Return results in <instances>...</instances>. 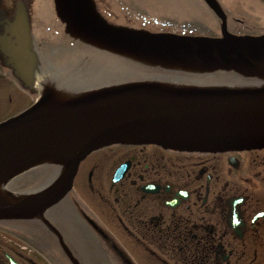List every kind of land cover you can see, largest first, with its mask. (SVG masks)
Returning <instances> with one entry per match:
<instances>
[{"label": "water", "instance_id": "95a60500", "mask_svg": "<svg viewBox=\"0 0 264 264\" xmlns=\"http://www.w3.org/2000/svg\"><path fill=\"white\" fill-rule=\"evenodd\" d=\"M204 1L220 18L222 36L113 26L98 14L92 0H56V10L71 34L146 65L192 72L233 70L264 78V34L229 33L216 0ZM15 6L13 21L7 24L14 39L4 35L0 46L23 86L33 89L39 58L33 51L24 2L17 0ZM51 89L22 113L0 122V185L41 163H58L61 171L37 192L13 194L2 189L0 219L43 217L70 190L80 161L104 145L154 143L188 151L264 147V84L137 81L69 96Z\"/></svg>", "mask_w": 264, "mask_h": 264}, {"label": "flooded vegetation", "instance_id": "af4514ba", "mask_svg": "<svg viewBox=\"0 0 264 264\" xmlns=\"http://www.w3.org/2000/svg\"><path fill=\"white\" fill-rule=\"evenodd\" d=\"M11 16L0 9V35ZM77 182L84 195L76 194ZM70 193L63 214L47 217L80 264H127L126 257L133 264H264V147L111 145L81 162ZM74 224L97 237V250L73 249ZM33 229L12 231L27 239L24 248L0 232V264H73L59 257L54 235Z\"/></svg>", "mask_w": 264, "mask_h": 264}, {"label": "rangeland", "instance_id": "374dc122", "mask_svg": "<svg viewBox=\"0 0 264 264\" xmlns=\"http://www.w3.org/2000/svg\"><path fill=\"white\" fill-rule=\"evenodd\" d=\"M118 1V0H117ZM121 6L122 9L129 15L136 16L135 24L143 25L146 29L160 30V28L169 29L166 31L177 32L178 30H195L200 33H216L218 29L217 19L209 12V10L203 6L200 0H122ZM256 2L264 4V0H256ZM262 4L252 9H236L228 10V14L231 18V23L229 24V29L233 32H246V33H260L264 31V8ZM36 5L38 10H34V13L41 15L42 17L52 16L53 14V2L52 0H37ZM126 17V16H125ZM131 19L127 16L126 20ZM42 21L38 22V31H41ZM32 25L35 27L34 20L32 19ZM127 25V24H124ZM145 29V28H144ZM49 38V41H56L55 36L48 35L46 38ZM62 40V39H58ZM76 52L79 54V57L83 58V64L88 62V65H93L96 67V71L99 73H107L111 68L104 63L108 64L109 60L102 56L101 54H96L93 51H90L84 47H77ZM62 54V53H61ZM72 60L71 54L68 58H59L61 63H67ZM97 62L98 65L95 64ZM59 65V64H57ZM87 65V64H86ZM100 65V66H99ZM103 65V66H102ZM109 65L114 66L113 63ZM59 65L56 68L49 70L46 73L45 81L51 80L52 76L48 74L52 71L56 75L59 73H64L63 76L69 78L67 74V69ZM116 70L113 73L119 74L118 77L126 79H134L144 77L140 72L145 70L141 68L134 67L132 65L126 64L124 62H116ZM59 73H57L55 71ZM114 69V68H113ZM140 69V70H137ZM47 70V69H46ZM51 75V74H50ZM110 75V74H109ZM214 81L221 80L223 82L231 81L234 78L229 74L217 73L211 76ZM120 79V78H117ZM179 81V80H178ZM36 95H31L21 88H17L11 80L4 78L0 79V120L9 117L13 114H17L20 110H23L25 107L30 105L32 100ZM83 176L78 178V181L82 179ZM79 182V183H80ZM78 182L76 183V185ZM81 186V183H80ZM76 188L77 195H84L81 190ZM59 206V205H57ZM59 210H53L50 213H60L63 214L62 206L58 207ZM68 235L75 244L81 247V251L85 252L88 249L89 245H97V237L86 227L82 225L74 224V229L68 231ZM8 236V235H5ZM13 242L25 246L20 240H17L14 237H11Z\"/></svg>", "mask_w": 264, "mask_h": 264}, {"label": "bare ground", "instance_id": "6f19581e", "mask_svg": "<svg viewBox=\"0 0 264 264\" xmlns=\"http://www.w3.org/2000/svg\"><path fill=\"white\" fill-rule=\"evenodd\" d=\"M42 81H41V79H37V85L40 87V89L41 88H43L44 87V85L45 84H42L41 83ZM46 90H48V91H52V89H51V86H49V85H46L45 87H44V89L42 90V92H44V91H46ZM57 94V93H56ZM1 186V185H0ZM2 186L0 187V191H2Z\"/></svg>", "mask_w": 264, "mask_h": 264}, {"label": "trees", "instance_id": "16d2710c", "mask_svg": "<svg viewBox=\"0 0 264 264\" xmlns=\"http://www.w3.org/2000/svg\"><path fill=\"white\" fill-rule=\"evenodd\" d=\"M50 49L55 50L56 52H60V50L66 49V46H65V44L60 43L56 46H52ZM57 55H59V53H57ZM52 59L55 61V59L53 57H52ZM115 62H117V61H114V63Z\"/></svg>", "mask_w": 264, "mask_h": 264}]
</instances>
